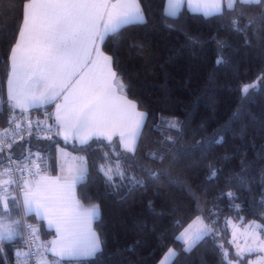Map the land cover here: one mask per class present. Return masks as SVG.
I'll use <instances>...</instances> for the list:
<instances>
[{
  "label": "trees",
  "instance_id": "1",
  "mask_svg": "<svg viewBox=\"0 0 264 264\" xmlns=\"http://www.w3.org/2000/svg\"><path fill=\"white\" fill-rule=\"evenodd\" d=\"M166 4L167 0H141L147 22L121 29L124 39L116 53L110 38L102 43L104 52L118 60V75L129 86L126 95L147 113L135 157L123 151L117 137L94 138L87 144H79L65 142L55 134L38 143L45 152L44 163L49 159L50 164L56 165L58 145L86 155L88 172L78 183L77 194L83 204L97 203L100 207L94 227L104 243L103 253L97 258L65 259L60 264H158L169 247L177 250L183 247L173 237L196 216L207 218L212 208L217 215L207 221H215L212 225L215 234L206 237L191 253L181 252L170 264H228L223 257L224 249L228 250L229 259L236 258L230 243L229 218L241 222L239 218L243 217L242 223L253 219L264 222L261 219L264 207L260 204L264 196V174L260 171L264 168V159H261L264 43L259 39L264 29H254L258 32L255 36L250 31L247 36L251 40L245 43L246 36L229 26L234 13L206 17L203 12L184 6L177 17H170ZM22 8V0H0V126L8 124L11 114L8 107L10 49L16 42ZM218 41L226 42L227 47L221 48ZM133 42L142 48H130ZM221 55L225 62L218 64L217 58ZM249 84L257 86L244 94L242 88ZM37 110L44 115L42 109ZM19 112L16 109L15 115ZM162 116L178 119L185 125L182 138L172 147V152L181 146L195 145L197 141L207 143L214 133L222 135L223 142L212 144L204 151L185 154L180 164L170 170L169 174L177 181L175 184H169L162 177L148 183L146 188L133 190L123 199L124 189L119 194L111 193L100 170L102 164L114 167L119 159L121 167L130 165L131 172L139 177L144 173L132 163L133 159L153 170L167 168V160L161 164L145 156L146 151L163 150L155 142L163 140L165 135H177L174 130H157ZM242 162H252V171L248 182L237 186L235 177L243 174ZM5 164L6 157L0 153V165ZM209 165L221 170L211 180L208 179ZM228 191L239 199L230 201L226 195L222 196ZM233 204H239L240 209L237 211ZM27 218L39 228V237L48 238L54 233L35 213L28 214ZM176 219H182L180 229L172 228ZM22 243L21 239H15L0 245L3 248L0 264H9Z\"/></svg>",
  "mask_w": 264,
  "mask_h": 264
},
{
  "label": "snow or ice",
  "instance_id": "2",
  "mask_svg": "<svg viewBox=\"0 0 264 264\" xmlns=\"http://www.w3.org/2000/svg\"><path fill=\"white\" fill-rule=\"evenodd\" d=\"M184 2L185 0H168L167 15L177 17ZM188 2L189 4L195 2L197 9H203L206 17L211 15L223 17L226 12L234 13L229 26L232 31L246 36L245 43L251 40V37L247 36L250 31L264 29V0H188ZM22 3L16 42L10 49L8 107L11 114L7 123L10 126L14 125L16 130L20 129L21 124L15 115L16 109L27 112L30 107L52 104L71 89L68 95H64V103L56 104L55 113L46 114L49 118L55 116L57 127L64 133L65 142L69 135H72L77 137L81 144H87L93 129H106L118 125L123 129L120 133L123 151L135 157L140 147L139 141L147 113L138 111L136 102L128 99L126 90L129 86L118 75V60L105 55L99 45L104 43L106 38H110L115 45L113 51L116 53L124 39L121 29L147 22L141 0H116L115 3L111 0H22ZM257 34L258 32L253 31L254 36ZM259 39L264 43V35H260ZM218 44L221 48L227 47L224 41H218ZM129 47L139 49L142 45L133 42ZM224 62L225 58L222 55L218 56L217 63ZM256 86L245 85L242 92L247 94ZM31 123L29 120V128ZM156 127L158 131L163 128L177 133L176 136L165 135L163 140L155 142L163 146V150L145 152L149 160L161 164L167 160V168L153 170L133 159L132 163L137 164L139 171L144 173L143 177H139L131 172L130 165L121 167L119 159L114 167L102 164L100 170L111 193L119 194L121 189H124L121 195L123 199L133 190L146 188L148 183H154L162 177L169 184H175L177 181L169 173L180 164L185 154L204 151L212 144L223 142V136L214 133L207 143L197 141L195 145L181 146L172 152V147L182 138L185 125L178 119L162 116L160 124ZM48 128L51 131V126ZM59 134L58 131L57 135ZM28 135L31 136L32 132L29 131ZM19 139H23V136H19ZM16 142L17 135L13 129L0 130V153L6 154V164L0 165V245L16 237L21 238L28 251L17 250L16 256L20 258L18 264H29L36 256L39 257L37 264H60L65 259L97 258L103 253L104 243L91 229V221L98 215L99 206L92 205L84 212L79 211V201L75 199L74 193L75 185L85 179L87 169L80 167L70 181L66 180L64 183H61L59 177L40 176L38 171L33 170L40 167L36 161L21 165L12 158L10 150ZM170 152L172 154L169 159ZM36 155L39 157V153ZM117 155L119 156V153ZM261 159H264V149H261ZM209 167L208 179L211 180L216 178L221 170L211 165ZM17 171H27L28 176L16 178L14 173ZM251 171L252 162H242L243 174L235 177L237 186L248 182L247 177L251 175ZM260 171L264 174V168ZM13 186L22 197L15 194ZM223 195L230 201L239 199L232 191L222 193ZM260 204L264 207V196ZM21 207L24 210L23 215L19 214ZM233 207L237 211L240 209L239 204H233ZM14 211L17 218L10 219ZM33 211L39 219H46L49 227L55 226L56 239L47 244L37 243L40 240L39 228L25 221L27 214ZM208 211L207 218L203 215L196 216L191 224L173 237L174 242H180L183 247L180 250L169 247L159 264H167L170 258L178 259L181 252L191 253L206 237L215 234L212 227L215 221L208 223L206 220L210 221L217 212L215 208ZM239 219L242 222L244 218ZM261 219L264 220V216ZM5 220L9 222L3 223ZM227 222L232 224L230 218ZM182 226V219H176L172 223L173 229H180ZM234 227L239 230L238 226ZM85 231L88 236L86 243L81 240ZM243 231L260 247L254 249L246 239L245 244L248 247L236 245L238 251L235 253V259H229V252L224 249L223 257L228 264H242L246 252L248 254L254 251L264 252V222L249 221L244 225ZM233 236L235 240V232ZM41 247L44 249L43 252L31 250ZM220 247L223 249V245ZM2 251L3 248L0 247V252ZM48 252L58 259L49 260L45 255Z\"/></svg>",
  "mask_w": 264,
  "mask_h": 264
},
{
  "label": "crops",
  "instance_id": "3",
  "mask_svg": "<svg viewBox=\"0 0 264 264\" xmlns=\"http://www.w3.org/2000/svg\"><path fill=\"white\" fill-rule=\"evenodd\" d=\"M111 2L112 3H115L116 0H111ZM184 6H187L188 8H190L193 11L203 12L204 13V10L203 9H197L195 2L189 4L188 0H185V2L183 3V5L181 6L180 10ZM167 8H168V0H167V4H166V10H167ZM99 47H100V50L105 55H108L102 49V44H100ZM93 55H95V53ZM85 70H87V69H85ZM72 83L74 85L75 81H73ZM70 92H71V89H69V92L64 93V95H68ZM64 95H61L60 98L57 99L52 104L43 105V106H39V107H30L28 109V110H30V109H36V108L43 109V111H44V115H43L44 120L47 121L52 126H54V128H55V134L56 135H57V132L58 131L60 132V134L57 135V136L61 137L62 139H64V133H63L62 130H60L57 127V121L55 119V116L52 115L51 118H49V115H46V114H54L55 113V111H56V104H63L64 103ZM128 99H130V98L128 97ZM17 110L20 111V112H22L20 109H17ZM137 110L138 111H141V109L138 108V106H137ZM122 130L123 129L120 126H118V125L117 126H112V127L106 128V129H104V128H101V129H93L92 130V133H95V134L90 133L91 138L89 139L88 142H90L94 138H98V139L99 138H103V139L109 140L108 137H111L110 140H112V139H114V138L117 137V138L121 139L120 133H121ZM67 141H74V142H77V143L81 144L80 141H79V139L77 137H75V136H72V135H69V138H68ZM75 154H77V153L69 150L68 148H66V147H64L62 145H58L57 148H56V165H54L52 163L50 164L49 159L47 160L48 161L47 163H44V161H45V159H44V161L42 163V166H41L40 173L41 174L42 173H46L47 176H49V177H55V178H57V177L60 178L61 177L62 180H60V181H63V182H65L66 180L70 181L71 177L75 174V172L77 170L76 165L74 166V163H73V161L76 160L75 158L77 156ZM77 185H78V183L74 187V193L75 194L77 193ZM75 199L79 201V209H78L79 211L84 212V211L88 210L89 208H91V205H85V204H83L80 201L79 197H75ZM31 213H35V212L34 211L33 212H29L28 214H31ZM14 214H16L15 211L13 212V215ZM10 218H12V217H10ZM44 220H45L46 226L49 229H52L54 233L51 236H49L48 238H41L40 237V242L39 243H41V244H47L48 242H50V241H52V240H54V239L57 238L55 226L49 227L48 226V221L46 219H44ZM94 220H95V218L91 221V229L94 232H96L97 235H99V233L97 232V230L94 227ZM39 236H40V233H39ZM15 239H21V238L20 237H16ZM87 239H88V236H87V232L85 231L84 234L81 237V240L84 243H86L87 242ZM14 240H12V241H14ZM18 249H22V250L26 251L25 246L23 245V243L20 244V246H18L15 249V251H14V259L9 264H18V260L20 259V258H18L16 256V252H17ZM39 250H40L39 252H43L44 251V249L42 247L39 248ZM45 255L47 256V258L49 260H54V256L52 255V253L48 252V253H45ZM56 258H58V257H56Z\"/></svg>",
  "mask_w": 264,
  "mask_h": 264
},
{
  "label": "built area",
  "instance_id": "4",
  "mask_svg": "<svg viewBox=\"0 0 264 264\" xmlns=\"http://www.w3.org/2000/svg\"><path fill=\"white\" fill-rule=\"evenodd\" d=\"M21 127L20 129L16 130L14 125H5L0 126V130L4 128H11L16 132L17 135V142L13 144L10 152L12 155V158L14 160H17L19 164H27L30 161H36L37 164L40 165L39 169H33L34 171H38L40 174L42 163L45 159V152L44 150L39 146V142L42 140L47 139L48 137H51L55 135V128L51 124H49L47 121L43 118L42 111L40 112L37 109H30L27 112H19L16 114ZM31 121V128H29L28 121ZM37 121H42L43 123H37ZM48 126H51V131H49ZM31 131L32 135L29 136L28 132ZM23 136V139H19V136ZM7 139V138H5ZM8 142H11L8 140ZM9 150H6L8 152ZM29 152L31 155H29ZM37 153H39V157H37ZM5 157L6 154L4 153ZM15 167V165H13ZM16 178H19L20 176H28V172H15L14 173ZM38 178V177H37ZM13 189L15 190V194L21 195L18 191V189H15V186H13ZM24 213L22 212V215ZM25 221L27 223L33 224L27 216L25 217ZM25 236H27V233L25 232ZM39 243V241L37 242ZM26 247V246H25ZM26 250L28 251V248L26 247ZM33 252H38L37 248L31 249ZM38 260V256L33 257V259L30 261L32 264H36Z\"/></svg>",
  "mask_w": 264,
  "mask_h": 264
},
{
  "label": "rangeland",
  "instance_id": "5",
  "mask_svg": "<svg viewBox=\"0 0 264 264\" xmlns=\"http://www.w3.org/2000/svg\"><path fill=\"white\" fill-rule=\"evenodd\" d=\"M10 72H11V70H10ZM141 111H143V110H141ZM143 112H145V111H143ZM75 155H77L76 156V160L75 161H73V163H74V166L76 165V168L77 169H79L80 167H84V168H86L87 169V172H88V160H87V157H86V155L85 154H80V153H77V154H75ZM81 158H83V159H81ZM86 175H87V173H86ZM40 176H46V177H49V176H47V174L46 173H40ZM86 177V176H85ZM49 178H55V177H49ZM60 180H62L61 179V177H60ZM61 183H64L63 181H61ZM78 194L76 193L75 194V197H78L77 196ZM21 197H22V194L20 195ZM21 203H22V201H21ZM92 205H98L97 203H95V204H91V206ZM99 206V205H98ZM22 212L24 213V210H23V207H21L20 208V215H22ZM99 214H100V207H99V209H98V215L97 216H99ZM13 218H17V215L16 214H14L13 216H12V218H10V219H13ZM196 218V217H195ZM195 218L193 219V220H195ZM193 220L190 222V223H188L184 228H186L189 224H191L192 222H193ZM253 220H257L258 222H261L260 220H258V219H253ZM231 221H232V224L230 225L229 224V226H230V241H231V243H232V245H233V249H234V252L236 253L237 251H238V248L236 247V245L237 244H239L241 247H244V248H246V247H248V245H246L245 244V240L246 239H248L249 240V244L251 245V247H253L254 249H257L258 247H260L257 243H253L252 242V240H251V238L250 237H248L247 236V234L243 231V227H244V225L245 224H248V222H245V223H242V222H238V221H235V220H232L231 219ZM252 221V220H251ZM3 223H8L9 221L8 220H5V221H2ZM206 222H208L207 220H206ZM209 223V222H208ZM234 226H238V228H239V230H237V227H234ZM213 227V226H212ZM181 231H183V229L181 230ZM234 232H235V240H234V236H233V234H234ZM39 242H40V240H39ZM25 249H26V247H25ZM27 251V250H26ZM40 250L38 249V252H39ZM39 258V257H38ZM173 259H171L170 258V260L167 262V264H170L171 263V261H172ZM244 262H246L247 264H264V252H261V251H254L252 254H248L247 252L244 254V261H242V264L244 263ZM29 264H32L31 262H29ZM36 264H37V262H36ZM159 264V263H158Z\"/></svg>",
  "mask_w": 264,
  "mask_h": 264
}]
</instances>
